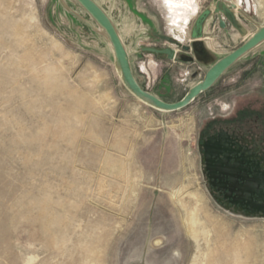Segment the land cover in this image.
Instances as JSON below:
<instances>
[{"label": "rangeland", "instance_id": "rangeland-1", "mask_svg": "<svg viewBox=\"0 0 264 264\" xmlns=\"http://www.w3.org/2000/svg\"><path fill=\"white\" fill-rule=\"evenodd\" d=\"M94 1L138 83L167 103L245 40L222 33L219 0H186L194 12L175 28L165 0ZM234 12L249 33L264 26V0ZM166 48L177 59L147 51ZM260 125L264 45L187 108L160 112L127 90L75 0H0V264H264V217L224 206L201 157L208 134Z\"/></svg>", "mask_w": 264, "mask_h": 264}, {"label": "water", "instance_id": "water-1", "mask_svg": "<svg viewBox=\"0 0 264 264\" xmlns=\"http://www.w3.org/2000/svg\"><path fill=\"white\" fill-rule=\"evenodd\" d=\"M75 1L96 22L99 29L104 31L106 37L103 34L102 35L106 38L112 48L115 57V66L116 64L118 65L121 73V76L119 77L127 90L135 98L148 102L152 107L161 110L160 112H177L187 108L202 94L212 89L219 82V80L239 61L250 55L262 44H264V26L259 27L253 34H250L247 28L238 20L234 12V4H232L230 8L224 0H219L216 3L215 12V14L220 16L218 21L219 28L225 33H229L228 26L230 25L232 28L237 30L246 41L233 52L215 62L206 72L204 79L193 86L179 102L167 103L153 93L144 90L138 83L134 76L130 57L125 44L121 39L116 25L113 23L108 14L94 0ZM64 7L66 6L64 5ZM67 10L71 15L79 18L73 11L69 10L68 8ZM211 15L212 12L207 11L203 13L196 21L195 29L193 31V39L195 41H200L204 38V28L207 24V21H209V19L212 17ZM162 38L169 43L173 42L169 37ZM184 49L189 50V47H184ZM147 51L157 55L166 56L171 61H174L178 56L177 50L173 48L147 49Z\"/></svg>", "mask_w": 264, "mask_h": 264}, {"label": "flooded vegetation", "instance_id": "flooded-vegetation-1", "mask_svg": "<svg viewBox=\"0 0 264 264\" xmlns=\"http://www.w3.org/2000/svg\"><path fill=\"white\" fill-rule=\"evenodd\" d=\"M257 131L220 128L204 137L201 157L208 187L224 206L264 217V126Z\"/></svg>", "mask_w": 264, "mask_h": 264}, {"label": "bare ground", "instance_id": "bare-ground-1", "mask_svg": "<svg viewBox=\"0 0 264 264\" xmlns=\"http://www.w3.org/2000/svg\"><path fill=\"white\" fill-rule=\"evenodd\" d=\"M243 2V0H240V2H239V6L237 5V4H234V6H235V10L236 11H238V10H240V3H242ZM251 2V1H250ZM165 4H166V8H167V11H168V16H167V21H168V24L171 26V27H173V28H175V27H178V25H179V22L181 21V20H185L186 19V17L187 16H189L190 14H192L193 12H194V8H193V6H191V4L190 3H188L186 0H178V1H173V0H165ZM192 12V13H191ZM237 13V12H236ZM239 14H240V12H239ZM241 15V14H240ZM243 15V14H242ZM207 27V26H206ZM179 30H181L180 28H179ZM100 31L102 32V34L105 36V33H104V31L102 30V29H100ZM120 36H121V34H120ZM106 37V36H105ZM121 39H122V41H123V38H122V36H121ZM124 42V41H123ZM125 44V43H124ZM262 45H264V44H262ZM261 45V46H262ZM260 46V47H261ZM126 47V46H125ZM127 49V48H126ZM127 52H128V50H127ZM128 54H129V52H128ZM177 54H178V51H177ZM177 59V58H176ZM116 67H117V71H118V74H119V76H121V73H120V70H119V67H118V65L116 64ZM139 101L142 103V104H144V105H146V106H148V107H150V108H153V109H155V110H157V111H161V110H159V109H156V108H154V107H152L148 102H146V101H144V100H140L139 99ZM193 224V223H192Z\"/></svg>", "mask_w": 264, "mask_h": 264}, {"label": "crops", "instance_id": "crops-1", "mask_svg": "<svg viewBox=\"0 0 264 264\" xmlns=\"http://www.w3.org/2000/svg\"><path fill=\"white\" fill-rule=\"evenodd\" d=\"M239 2H240V0H239ZM239 2H238V4H237L238 6H239ZM209 23L212 24L213 21H212V20H211V21L209 20L208 24H209ZM208 24H207V26H208ZM228 29H229V33H225L224 31H223V32L220 31V32H222L224 35H226L227 38H231L230 28H228ZM217 31H218V28H217V26H216V27L213 28V33H216ZM255 31H256V30H255ZM253 33H254V32H252V33H250V34H253ZM205 40H207V37L205 38ZM245 41H246V40H244V42H245ZM244 42H243V43H244ZM233 51H234V50H233ZM233 51H231V52H233ZM231 52L227 53L226 55L230 54ZM252 53H253V52H252ZM252 53H251V54H252ZM226 55H224L223 57H225ZM248 56H249V55H248ZM248 56H247V57H248ZM223 57H221V58H223ZM247 57H245V58H247ZM221 58H220V59H221ZM239 62H240V61H239Z\"/></svg>", "mask_w": 264, "mask_h": 264}]
</instances>
